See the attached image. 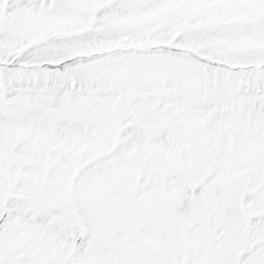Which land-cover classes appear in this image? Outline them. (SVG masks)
I'll return each mask as SVG.
<instances>
[{"label": "snow or ice", "instance_id": "6c2138e0", "mask_svg": "<svg viewBox=\"0 0 264 264\" xmlns=\"http://www.w3.org/2000/svg\"><path fill=\"white\" fill-rule=\"evenodd\" d=\"M0 264H264V0H0Z\"/></svg>", "mask_w": 264, "mask_h": 264}]
</instances>
